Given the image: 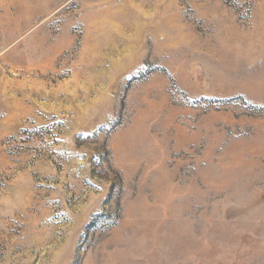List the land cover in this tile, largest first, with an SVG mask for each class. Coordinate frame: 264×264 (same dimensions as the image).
I'll list each match as a JSON object with an SVG mask.
<instances>
[{"label": "rangeland", "instance_id": "1", "mask_svg": "<svg viewBox=\"0 0 264 264\" xmlns=\"http://www.w3.org/2000/svg\"><path fill=\"white\" fill-rule=\"evenodd\" d=\"M0 264H264V0H0Z\"/></svg>", "mask_w": 264, "mask_h": 264}]
</instances>
